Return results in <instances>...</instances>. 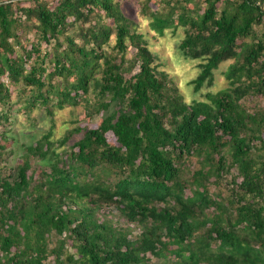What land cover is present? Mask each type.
Listing matches in <instances>:
<instances>
[{
  "label": "trees",
  "instance_id": "1",
  "mask_svg": "<svg viewBox=\"0 0 264 264\" xmlns=\"http://www.w3.org/2000/svg\"><path fill=\"white\" fill-rule=\"evenodd\" d=\"M138 1L158 36L182 29L194 92L230 61L227 86L185 102L118 1L0 0V123L14 89L93 125L0 168V264H264V106L247 101L264 98V0Z\"/></svg>",
  "mask_w": 264,
  "mask_h": 264
},
{
  "label": "rangeland",
  "instance_id": "2",
  "mask_svg": "<svg viewBox=\"0 0 264 264\" xmlns=\"http://www.w3.org/2000/svg\"><path fill=\"white\" fill-rule=\"evenodd\" d=\"M118 1L122 13L129 19H132L136 23V28L139 33L143 34V38L146 40L149 49L156 55L157 61L155 64H159V70L164 71L178 87L180 94L183 96L184 101L190 103L196 99L199 101H207L206 96L208 94H214L227 86L226 79L223 72L226 71L231 64L230 61L221 63L219 68L214 71L213 84L210 87H203L198 92L193 91L192 82L199 73V62L194 60L185 59L177 50V45L182 40L184 33L181 28L173 31L172 28L164 30L163 36H158L149 28L148 16L141 14V3L138 0H115ZM159 1L151 0L149 3L150 9L155 11L161 9ZM24 1L22 5H28L30 1ZM111 21L107 20L110 24ZM114 43V38L110 40V46ZM105 49L110 51L109 47ZM133 50L128 49L126 58L132 56ZM138 67L135 66L131 74L125 75L126 78L130 77L133 73L137 72ZM17 97L14 89H12L11 102L14 106L11 108V112L8 113L6 121L0 123V135L5 134L6 139H1L0 145L4 147L2 150V160L0 161L1 171H12L15 167L22 163L24 155V147L35 146L44 135H50L49 140L54 143V147L57 152L62 155V152H67V145L60 146V140L77 126V122H80L81 127L91 126L92 123L87 122L85 119V109L82 108H63L57 110L52 108L50 114L44 111L42 105L38 103L27 111L19 109L18 104L15 103ZM255 100L248 98V106L250 109L264 106V98H257ZM98 117H96L97 120ZM94 120V122L96 121ZM93 126V125H92ZM75 139V138H74ZM108 139H112L108 136ZM63 156V155H62ZM43 160L39 157H34L31 162V167L27 171V175H31L34 180L40 177L41 162ZM197 166V163L192 161L190 168ZM55 240V239H54Z\"/></svg>",
  "mask_w": 264,
  "mask_h": 264
}]
</instances>
